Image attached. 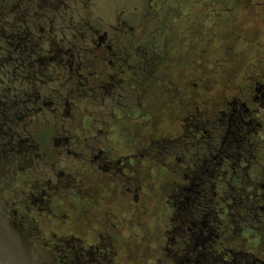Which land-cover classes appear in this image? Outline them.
<instances>
[{"label":"flooded vegetation","instance_id":"1","mask_svg":"<svg viewBox=\"0 0 264 264\" xmlns=\"http://www.w3.org/2000/svg\"><path fill=\"white\" fill-rule=\"evenodd\" d=\"M163 2L130 26L0 0V225L23 264H264L263 34L242 69L161 62Z\"/></svg>","mask_w":264,"mask_h":264},{"label":"trees","instance_id":"2","mask_svg":"<svg viewBox=\"0 0 264 264\" xmlns=\"http://www.w3.org/2000/svg\"><path fill=\"white\" fill-rule=\"evenodd\" d=\"M195 1L197 4L194 7H189L183 0L181 8L169 11L166 28L162 32L168 49L160 55V61L179 65L231 62L237 68L241 67L240 69L252 63L253 58L244 51V47L251 41L247 38L249 36L254 39L252 43L255 41L257 45L254 48L259 52L260 34H263L264 38V0H234L227 16L223 13L227 0ZM189 9H193L192 14ZM249 23L253 32H250L247 26ZM244 32L245 34H242ZM226 40L229 42L226 43ZM227 47L231 50H225ZM198 69L202 71L210 68ZM230 70L216 67L214 73L219 78H225V72ZM172 72L177 74L174 69ZM184 72L188 78L193 77L195 73L193 67H184ZM170 78L176 79L177 76Z\"/></svg>","mask_w":264,"mask_h":264},{"label":"rangeland","instance_id":"3","mask_svg":"<svg viewBox=\"0 0 264 264\" xmlns=\"http://www.w3.org/2000/svg\"><path fill=\"white\" fill-rule=\"evenodd\" d=\"M163 1H166V3L163 2V4L165 3V8L163 12L160 13L159 19L151 21L149 25V28H153L152 31L154 32V34H152V37L154 41L161 48L163 47L164 44V38L162 34H156V32L158 33V31H161V28L163 29L166 28L168 16L165 19L166 16L165 10L167 9V7L168 10L171 11L175 8L178 7L181 8L183 6L182 4L183 0H163ZM185 1L186 4L188 3L189 7H194L195 4H197V1L195 0L194 1L184 0V2ZM92 2L95 4L94 8L97 15H101L105 19L106 23L112 25H116L118 20L121 21L124 20L130 26H134V25L138 26V24H140L141 18L143 17V14L146 12L148 8V0H92ZM233 5H234V0H227V7L223 11L225 16L230 14V9L233 7ZM188 6H186L187 7L186 10L188 9ZM192 10L191 9L188 10L190 14H192L191 13ZM247 26H249L250 32H253L250 23ZM242 34H245V32ZM249 34H253V33H249ZM260 36H262V34H260ZM247 38L251 41H249L250 42L249 44H246V46L244 47V51L253 58L252 62H255L258 59V55H257L258 52L254 47L257 44L255 43V41L252 43V40L254 39L250 38L249 36H247ZM261 44H264V41ZM254 248L257 249L256 245L254 246ZM258 249H260V255L264 257V245L258 247Z\"/></svg>","mask_w":264,"mask_h":264},{"label":"water","instance_id":"4","mask_svg":"<svg viewBox=\"0 0 264 264\" xmlns=\"http://www.w3.org/2000/svg\"><path fill=\"white\" fill-rule=\"evenodd\" d=\"M0 225V258H3L7 253H10L12 260L9 261L11 264H23L21 261H18L16 258L21 254V250L16 246L15 239L4 232Z\"/></svg>","mask_w":264,"mask_h":264}]
</instances>
